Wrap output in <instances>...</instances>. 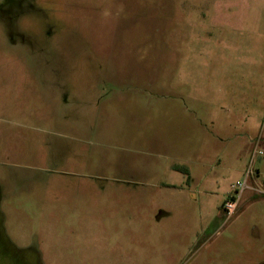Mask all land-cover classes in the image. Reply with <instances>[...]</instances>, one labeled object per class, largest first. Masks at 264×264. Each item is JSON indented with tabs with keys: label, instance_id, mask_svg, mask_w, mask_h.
Returning <instances> with one entry per match:
<instances>
[{
	"label": "rangeland",
	"instance_id": "374dc122",
	"mask_svg": "<svg viewBox=\"0 0 264 264\" xmlns=\"http://www.w3.org/2000/svg\"><path fill=\"white\" fill-rule=\"evenodd\" d=\"M0 264H264V0H0Z\"/></svg>",
	"mask_w": 264,
	"mask_h": 264
},
{
	"label": "built area",
	"instance_id": "2783aa9c",
	"mask_svg": "<svg viewBox=\"0 0 264 264\" xmlns=\"http://www.w3.org/2000/svg\"><path fill=\"white\" fill-rule=\"evenodd\" d=\"M255 139V138H254ZM252 139V140H254ZM263 155L262 150L259 147V137L253 141L252 150L249 155V162L245 172L242 175V178L234 184L235 193L224 200L222 203V210L224 211L226 217H229L236 210L242 195L244 192L250 188V180L252 177L257 178V171L253 168V162L257 157Z\"/></svg>",
	"mask_w": 264,
	"mask_h": 264
},
{
	"label": "trees",
	"instance_id": "16d2710c",
	"mask_svg": "<svg viewBox=\"0 0 264 264\" xmlns=\"http://www.w3.org/2000/svg\"><path fill=\"white\" fill-rule=\"evenodd\" d=\"M178 170L182 171L186 175H188V171L185 168H178Z\"/></svg>",
	"mask_w": 264,
	"mask_h": 264
},
{
	"label": "crops",
	"instance_id": "0c3cea01",
	"mask_svg": "<svg viewBox=\"0 0 264 264\" xmlns=\"http://www.w3.org/2000/svg\"><path fill=\"white\" fill-rule=\"evenodd\" d=\"M195 240V239H194Z\"/></svg>",
	"mask_w": 264,
	"mask_h": 264
}]
</instances>
